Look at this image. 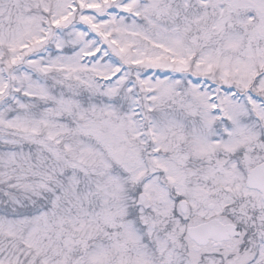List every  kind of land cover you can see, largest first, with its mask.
<instances>
[{
  "label": "snow or ice",
  "instance_id": "1",
  "mask_svg": "<svg viewBox=\"0 0 264 264\" xmlns=\"http://www.w3.org/2000/svg\"><path fill=\"white\" fill-rule=\"evenodd\" d=\"M0 264H264V0H0Z\"/></svg>",
  "mask_w": 264,
  "mask_h": 264
}]
</instances>
